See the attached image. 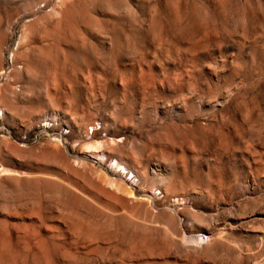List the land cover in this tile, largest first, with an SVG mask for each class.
<instances>
[{"label": "rangeland", "instance_id": "374dc122", "mask_svg": "<svg viewBox=\"0 0 264 264\" xmlns=\"http://www.w3.org/2000/svg\"><path fill=\"white\" fill-rule=\"evenodd\" d=\"M0 129V264H264V0H0Z\"/></svg>", "mask_w": 264, "mask_h": 264}, {"label": "built area", "instance_id": "2783aa9c", "mask_svg": "<svg viewBox=\"0 0 264 264\" xmlns=\"http://www.w3.org/2000/svg\"><path fill=\"white\" fill-rule=\"evenodd\" d=\"M3 138H9V139H17L20 142H41L44 140H53L57 142H62L63 139L57 137V135H47V134H38L34 137H28V138H17L16 136H10L7 132H2L0 129V140Z\"/></svg>", "mask_w": 264, "mask_h": 264}, {"label": "bare ground", "instance_id": "6f19581e", "mask_svg": "<svg viewBox=\"0 0 264 264\" xmlns=\"http://www.w3.org/2000/svg\"><path fill=\"white\" fill-rule=\"evenodd\" d=\"M48 125V124H47ZM102 156V155H101ZM116 161V160H115ZM116 165H117V168H120V169H122V170H124V171H127L128 170V168L126 167V166H124L123 164H121L120 162H118V161H116ZM0 170H1V168H0Z\"/></svg>", "mask_w": 264, "mask_h": 264}]
</instances>
